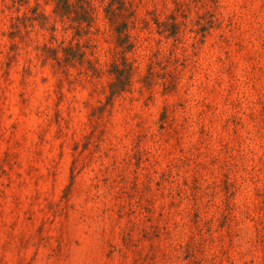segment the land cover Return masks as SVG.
Masks as SVG:
<instances>
[{
	"label": "rangeland",
	"instance_id": "obj_1",
	"mask_svg": "<svg viewBox=\"0 0 264 264\" xmlns=\"http://www.w3.org/2000/svg\"><path fill=\"white\" fill-rule=\"evenodd\" d=\"M0 264H264V0H0Z\"/></svg>",
	"mask_w": 264,
	"mask_h": 264
},
{
	"label": "trees",
	"instance_id": "obj_2",
	"mask_svg": "<svg viewBox=\"0 0 264 264\" xmlns=\"http://www.w3.org/2000/svg\"><path fill=\"white\" fill-rule=\"evenodd\" d=\"M65 6L66 7H68V6H70V5H68V2L67 3H65ZM52 50H55V48H51ZM117 78H118V81H116V82H119L120 81V77H119V74H117ZM122 79V78H121ZM131 77L128 75V76H126L125 77V80H128L129 82H131ZM114 84H117V83H114ZM113 93L115 92V90L114 91H112Z\"/></svg>",
	"mask_w": 264,
	"mask_h": 264
}]
</instances>
